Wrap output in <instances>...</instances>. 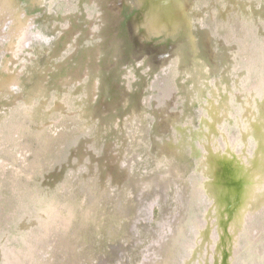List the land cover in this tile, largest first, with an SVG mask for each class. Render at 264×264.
I'll use <instances>...</instances> for the list:
<instances>
[{
  "label": "rangeland",
  "instance_id": "rangeland-1",
  "mask_svg": "<svg viewBox=\"0 0 264 264\" xmlns=\"http://www.w3.org/2000/svg\"><path fill=\"white\" fill-rule=\"evenodd\" d=\"M171 1L173 32L154 34L133 24L138 0H13L27 42L13 50L8 14L0 264L18 251L16 264L42 252L41 264L204 263L207 248L187 249L211 212L198 168L221 132L240 140L237 154L246 144L245 107L264 97V0ZM49 208L52 232L33 225ZM256 213L247 229H264ZM240 245L244 264H264L251 239Z\"/></svg>",
  "mask_w": 264,
  "mask_h": 264
},
{
  "label": "bare ground",
  "instance_id": "bare-ground-1",
  "mask_svg": "<svg viewBox=\"0 0 264 264\" xmlns=\"http://www.w3.org/2000/svg\"><path fill=\"white\" fill-rule=\"evenodd\" d=\"M139 1L143 7L138 6L140 12L133 22L135 26L142 23L143 17L144 21L148 20V26L154 28V34H158L157 31L161 33L162 30L173 32L176 17L171 0H138V3ZM8 14L14 22V33L9 44L13 43V50L19 49L27 42V22L21 18L13 0H0V25L7 19ZM17 43H22L19 48ZM214 108L215 106L210 108V111L217 119V109ZM245 112L246 124L241 125V136L246 144L241 154H237L240 140L228 137L222 132L223 146L216 145V148H213L211 145H204L206 160H202L198 170L205 175L199 190L201 193L208 190L211 196V212L206 215V226L196 230L195 240L187 247L189 251L193 248L196 256L201 249L207 248L203 264H244L239 259L241 234L251 239V245L257 246L250 247L253 257L257 254L256 258H264V229L257 226L246 228L253 215L264 209V97L262 98L261 93L257 99L248 101ZM213 127L215 128L216 124ZM252 141L256 143L254 155L249 153ZM40 212V218L33 221L34 226L39 229L47 228L48 232H52L53 227H59L60 223L53 220L58 217L54 210L49 208L42 214ZM45 218L52 219L42 224V219ZM214 220L218 223V237L214 236ZM42 253L41 260L46 258ZM12 256L11 262L16 264L13 260L19 256L23 258V252H13ZM41 260L27 259L25 263L32 264L33 261L34 264H41Z\"/></svg>",
  "mask_w": 264,
  "mask_h": 264
},
{
  "label": "water",
  "instance_id": "water-1",
  "mask_svg": "<svg viewBox=\"0 0 264 264\" xmlns=\"http://www.w3.org/2000/svg\"><path fill=\"white\" fill-rule=\"evenodd\" d=\"M136 2V1H135ZM136 8H137V6H136Z\"/></svg>",
  "mask_w": 264,
  "mask_h": 264
}]
</instances>
